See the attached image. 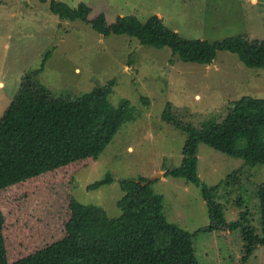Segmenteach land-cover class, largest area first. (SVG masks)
<instances>
[{"label":"rangeland","instance_id":"rangeland-1","mask_svg":"<svg viewBox=\"0 0 264 264\" xmlns=\"http://www.w3.org/2000/svg\"><path fill=\"white\" fill-rule=\"evenodd\" d=\"M92 10L89 21L106 16L109 25L119 17L145 22L157 16L188 41L215 42L229 37L264 39V0H57ZM52 57L38 81L54 96L81 97L117 81L110 101L114 107L128 100L132 119L117 133L111 146L94 165L74 178V198L95 205L110 218L121 215L124 196L119 181H150L163 197L172 224L195 236L201 264H239L244 255L240 232L197 233L212 222L203 191L185 180L165 177L182 164L185 135L163 121L170 103L184 122L200 127L208 119L222 121L231 101L244 96L264 99V69H249L237 54L221 52L212 65L185 63L169 49L140 45L128 37H103L81 22L70 23L52 14L39 0H0V119L19 95L28 75ZM148 100V103L145 102ZM199 176L209 189L222 187L216 202L228 221L240 219L239 204L255 214L259 229L255 187L264 184V166H250L202 143ZM238 173L232 186L228 179ZM112 175V185L89 186ZM160 176V177H158ZM247 264H264V246L257 247Z\"/></svg>","mask_w":264,"mask_h":264},{"label":"trees","instance_id":"trees-1","mask_svg":"<svg viewBox=\"0 0 264 264\" xmlns=\"http://www.w3.org/2000/svg\"><path fill=\"white\" fill-rule=\"evenodd\" d=\"M39 1L63 21L89 25L103 37H128L143 46L169 49L185 63L212 65L221 52H232L247 68L264 69V40L188 41L157 16L145 22L119 17L109 25L103 15L89 21L92 10L85 4L71 8L57 0ZM51 57L49 52L42 68L23 81L0 119V264H201L195 236L169 221L163 197L151 190L154 182L143 187L148 180L119 181L124 196L117 203L121 215L115 218L74 198L75 176L106 153L133 109L128 100L112 105L116 80L78 98L54 96L38 81ZM162 119L185 135L182 164L165 177L201 188L210 211L211 224L197 233L240 232L244 255L239 264H247L257 247L264 246V184L255 187L259 229L253 225L256 213L242 198L240 219L230 222L215 198L224 186L203 185L198 154L205 143L247 165L264 166V99L231 101L225 119H208L200 127L182 121L170 103ZM235 178L238 173L227 186ZM114 182L109 175L89 189Z\"/></svg>","mask_w":264,"mask_h":264},{"label":"water","instance_id":"water-1","mask_svg":"<svg viewBox=\"0 0 264 264\" xmlns=\"http://www.w3.org/2000/svg\"><path fill=\"white\" fill-rule=\"evenodd\" d=\"M158 177H160V176H158ZM156 180H157V177L155 179H152V180L148 181L147 183L143 184V187L149 186L152 182H154Z\"/></svg>","mask_w":264,"mask_h":264},{"label":"crops","instance_id":"crops-1","mask_svg":"<svg viewBox=\"0 0 264 264\" xmlns=\"http://www.w3.org/2000/svg\"><path fill=\"white\" fill-rule=\"evenodd\" d=\"M26 1V0H23V2ZM260 40H264V39H260Z\"/></svg>","mask_w":264,"mask_h":264}]
</instances>
